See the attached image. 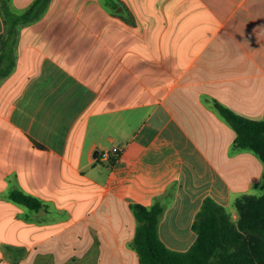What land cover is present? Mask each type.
Returning <instances> with one entry per match:
<instances>
[{"label":"crops","instance_id":"obj_1","mask_svg":"<svg viewBox=\"0 0 264 264\" xmlns=\"http://www.w3.org/2000/svg\"><path fill=\"white\" fill-rule=\"evenodd\" d=\"M215 101L264 118V0H52L0 81V264H141L133 203L176 184L160 235L186 251L207 196L264 194L263 161L234 146Z\"/></svg>","mask_w":264,"mask_h":264},{"label":"trees","instance_id":"obj_2","mask_svg":"<svg viewBox=\"0 0 264 264\" xmlns=\"http://www.w3.org/2000/svg\"><path fill=\"white\" fill-rule=\"evenodd\" d=\"M7 2L3 0L7 29L0 34V81L16 68L21 27L42 19L52 0H34L23 12L13 11ZM214 103L237 132L234 146L252 150L264 163V118L251 119L219 101ZM175 189L176 184H171L151 205H131L138 221L133 245L141 264H264V194L236 198L237 217L229 207L207 196L193 222L195 242L179 251L167 246L160 235V223ZM10 198L34 211L44 207L40 198L19 189Z\"/></svg>","mask_w":264,"mask_h":264},{"label":"rangeland","instance_id":"obj_3","mask_svg":"<svg viewBox=\"0 0 264 264\" xmlns=\"http://www.w3.org/2000/svg\"><path fill=\"white\" fill-rule=\"evenodd\" d=\"M24 10H20L19 12H23ZM248 194H254V195H262L263 191H259V190H249L247 191ZM20 207H23L24 209H26L27 211H31L27 206L23 205V204H19ZM233 207H230V211H232L234 213V216L237 217V211L236 209H232ZM32 212V211H31ZM42 210H39V214L42 213ZM11 237H9V239H11L12 241H16L18 244H23L22 246L26 248V245L28 244V240H29V233L26 230H18V231H11L10 232ZM18 237V238H17ZM24 249V248H23ZM24 251V250H23ZM23 251L21 252V254H19V256H24Z\"/></svg>","mask_w":264,"mask_h":264},{"label":"built area","instance_id":"obj_4","mask_svg":"<svg viewBox=\"0 0 264 264\" xmlns=\"http://www.w3.org/2000/svg\"><path fill=\"white\" fill-rule=\"evenodd\" d=\"M120 148L118 146H114L112 147L111 149H107V150H104L103 152H101V158L103 160H112L114 159V157L116 155H118L120 153Z\"/></svg>","mask_w":264,"mask_h":264}]
</instances>
